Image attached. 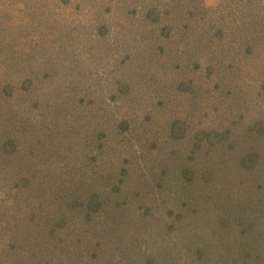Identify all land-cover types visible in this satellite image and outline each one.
Listing matches in <instances>:
<instances>
[{"label": "rangeland", "instance_id": "374dc122", "mask_svg": "<svg viewBox=\"0 0 264 264\" xmlns=\"http://www.w3.org/2000/svg\"><path fill=\"white\" fill-rule=\"evenodd\" d=\"M141 122L150 137L139 154L141 139L130 129ZM67 132L78 143L63 152L74 164L67 174L72 181L79 177L93 188L103 163L112 169L105 181L125 180L119 194L131 196L138 186L139 199L151 201L146 191L159 173L171 168L177 191V171L185 167L194 181L200 178L194 192L210 187L202 172L214 173L227 209L236 204L249 213L246 219L264 220V0H0V200L14 199L24 209L27 192L18 186L26 170L49 162L47 138ZM162 134L169 136L165 154L151 144ZM83 136L90 144L84 153ZM39 177L34 187L42 188ZM45 192L26 196L36 204ZM210 205L211 213H222L223 204ZM20 208L0 210V264H34L26 248L42 251L66 240L46 231L57 218L47 209L40 213L47 224L41 232L29 224L39 243L31 241L17 217ZM238 214L229 217L231 230ZM218 217L209 225L216 227ZM195 227L178 239L180 252L164 227L144 231V247L156 252L159 264L170 263L174 253L179 264H264V223L256 224L259 232L247 231L249 239L235 250L236 235L226 237L233 243L228 249H212L202 242L206 235L197 240L203 228ZM155 233L164 238L158 242ZM93 234L89 228L83 236L94 241ZM198 246L205 251L201 263L193 257ZM146 255L139 252L132 264H149Z\"/></svg>", "mask_w": 264, "mask_h": 264}, {"label": "trees", "instance_id": "16d2710c", "mask_svg": "<svg viewBox=\"0 0 264 264\" xmlns=\"http://www.w3.org/2000/svg\"><path fill=\"white\" fill-rule=\"evenodd\" d=\"M141 123L139 124L140 127L135 126L130 129L131 131L133 129V135L138 138L137 141L141 139L137 146L139 154L142 152L144 153L142 149L146 146L145 143L146 141H149L150 137L147 133L149 130L148 127L143 122ZM151 123L153 126L154 121ZM151 123H149L148 126H150ZM42 126L45 127L46 124L43 122ZM80 134L82 133H75L77 136H80ZM86 138L87 137H84L81 140L84 144H80L82 148L80 152L83 153L85 150L88 151L90 146V144L85 143ZM168 138V134L156 136V141H151V144L156 146V143H159V145L156 146L158 152L165 154L167 152L165 150L163 152L162 146L168 141ZM57 139L48 137L46 140L45 144L53 145L51 148L53 150L51 152L53 153L52 156L49 157V162H43L41 165L37 166L39 169L33 166L30 170H26V173H28L29 176L23 178L21 181L23 184L18 186L24 187L28 195L32 192V189L35 191V195L37 193L36 191H38L37 195H39L41 191L46 190V196L39 199V202L37 201L38 205L37 202L35 204L28 199V196H26L27 193L24 196V201L20 203L24 209L17 206L18 202L15 203L14 199L11 202L4 201V199L0 200V210L8 208L17 211V209L20 208L21 212L19 213V216H16L18 218L22 217L21 219L24 221L23 224L26 225L27 234L29 232V224H31L36 233L41 232V230L47 225L45 224L44 226L42 224L41 217L43 215L40 216V213H47V209L50 213H53L51 210L57 212L56 221L50 223L46 228V231L52 234H59V232H61L66 240L64 243H59L58 246L55 245L56 248H52V246L49 248L48 246L47 248H49V251L47 248H44V250L41 251V248L39 249L40 245L38 248L25 247L27 250H25L26 256H34V264H68L67 262H69V264H132V262L136 263L135 258L138 257L137 255L139 252L144 256L147 254L146 256L147 259H149V264H159L157 262L159 257L156 255V252L152 250L148 252L149 249L144 247L147 239L143 237L145 236L143 233L147 229H152L154 231L155 229L159 230L164 227L167 230V233H171V236L168 237V241L174 244V252L179 251L176 249L179 246L177 243L182 237L185 238L193 235L192 233H195L192 231L196 228L195 226L203 228L200 235L197 234V240H200L203 235H206V237L203 236V240L205 241L202 242L207 243L208 247L212 249L214 246L215 249H228V246L230 247V244L232 245L233 243L229 239V243H225L226 237L236 235L237 239H235V246L231 247L235 250L236 245L238 247L240 244L244 245V241L249 239L247 231H251L252 234L253 232L258 231V229H261V227L257 228L256 224L260 223L261 225V223H264L263 219H258V221L255 217H252L250 220L246 219L244 215L248 216L249 213H245L246 211L244 208L243 210H237L236 204L234 208L235 211H233L230 206L229 209H227L225 207V205H228L225 201L226 191L215 187L213 183H216L219 179L214 181V173L213 176H211L207 174V172H202V174L204 173L203 176H206L204 180L211 183L210 187L208 190L198 188L196 189L197 192H194L200 178H197V180L194 181L192 178L193 170H191V172L185 167H180L177 173L180 175L181 182L178 190L175 191L174 185L176 187L178 184L169 177L171 168L163 169L161 174L159 173V179L153 187L148 185L146 193L152 195L151 201L148 199L145 200V198L142 201L139 199L138 186L134 188L133 192L129 191V193L131 192V196H128L124 192V196L119 194L122 188H119L118 184H122V181L125 182V180H122V177H120V180H115L114 182H110V179L105 181L107 179L105 178L106 175H109V177L111 176L112 169L111 167L108 168V165L105 166L103 163L101 164L102 167L97 168V173L99 175L98 178H100L101 175V180L95 182L94 185H96L93 188L89 187L90 183L82 181L79 177H76L72 181L67 174H69L68 170L70 169V165L74 164L68 163L63 152L64 148L71 149L73 145H77V140L73 137L72 132H67L65 135L61 136V139ZM142 139L146 141L143 142ZM124 142L128 141L124 139ZM128 143L127 144L130 147H134L131 141ZM98 146L99 144L94 147V149H97ZM56 150L57 153H55ZM175 151L176 150L174 149L169 150V152ZM188 153L189 152H186V154ZM115 156L116 154H113L111 160H113ZM26 158H29V155ZM186 160H188L187 156ZM39 170H41V173L38 172ZM122 173L126 172L123 171L121 174ZM41 174L44 178L42 179V182L45 186L41 188L40 185H36L34 187V182L40 180L39 175L41 176ZM139 175L143 176L144 172ZM93 177H95V173L92 174L91 178ZM12 188L14 190L16 184H12L10 190ZM203 200L205 201L201 204V201ZM213 200L217 201L219 204H223L222 213L214 212L216 213L214 216L212 215L214 213H211L210 211L212 209L210 204L213 203ZM230 202L231 201H229V203ZM42 206L45 207L43 208ZM226 210L229 211V216L227 215L228 212H226ZM239 211H241L242 216L240 217L238 214V218L236 219V230H231L232 221L229 217L234 216L237 212L239 213ZM113 213L116 214L112 215ZM12 214L15 213L13 212ZM161 214L164 218L162 221L159 220L160 222L157 224V220ZM94 216H96L98 220H94ZM216 216H219L218 224L216 223V227L212 224L210 226L208 222L213 220ZM13 223L14 225H17L15 221H13ZM103 224L104 226H102ZM89 228L94 231V241L86 240L83 236L84 232ZM153 234L154 233H150L149 235ZM28 235V238L34 242V235ZM73 238L74 244L72 246L70 241H72ZM161 238L164 237H158L156 234L155 239L158 242L161 241ZM34 243H39V241L36 240ZM43 244H45L44 241ZM14 246H12V248H14ZM22 248L23 245H21V250ZM46 250L47 254L45 253ZM204 252L205 251H203L200 246L195 250V255L193 257L196 260H199L198 263H201L200 261L203 260ZM235 252L242 254L245 250L237 252L236 249ZM223 253L224 250L221 255ZM127 256L129 257L128 259H123ZM227 256H229V254ZM222 257H224V255L221 256V258ZM48 260L50 261L48 262ZM166 260L168 259H165V261L162 262L165 264ZM178 260L179 258H177V254L174 253L168 264H179Z\"/></svg>", "mask_w": 264, "mask_h": 264}]
</instances>
